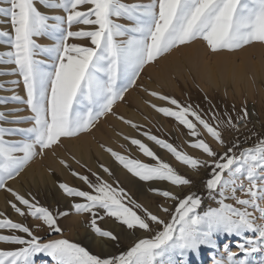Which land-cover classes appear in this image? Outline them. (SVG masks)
Instances as JSON below:
<instances>
[{"label": "snow or ice", "instance_id": "1", "mask_svg": "<svg viewBox=\"0 0 264 264\" xmlns=\"http://www.w3.org/2000/svg\"><path fill=\"white\" fill-rule=\"evenodd\" d=\"M37 4L62 9L65 15H46ZM0 5H4L0 6V24L10 23L12 30H0V44L10 48L0 53V63L15 65L11 74L22 78L26 99L14 94L11 100L27 105L31 113L11 121L28 123L29 127H0V189L11 194L13 199L6 204L20 217L16 222L0 211V230L10 233L0 234V243L17 246L0 249V264H36L35 258L41 254L50 257L51 264H191L190 254L199 256L202 247L218 248L216 238L220 234L239 237L236 247L242 256L224 245L226 258L214 259V264H264V138L243 148L234 143L223 155L202 138L203 130L223 146L226 142L221 128L238 130L239 122L247 119V111L242 110L243 115L236 120L230 116L220 120L214 113L206 119L198 106L144 89L167 106L146 103L183 125L192 137L190 147L210 158L202 160L150 131H141L142 126L118 116L113 108L137 84L144 66L172 49L197 40L214 53L254 43L264 45V0H0ZM74 25L90 27L73 30ZM42 36L53 43H37L35 38ZM108 114L189 169L209 167L205 188L217 206L201 212L202 197L195 192L182 195L179 190L147 183L168 182L180 189L192 182L140 138L125 135V141L154 163L103 144L100 147L133 177L146 182L149 191L163 198L162 203L155 207L138 203L103 163L98 165L99 171L89 167V174H83L72 169L68 160L60 159V165L87 190L67 183H60L59 188L67 197L80 199L71 207L77 214L91 217L89 226L97 237L105 238L102 243L120 239L112 230L98 225L105 217L133 234L143 230L147 238L137 237L119 255L102 256L66 238L37 235L46 226L49 235L63 237L59 218L67 213L40 204L30 193L22 194L7 182L35 156H43L48 150L55 154L61 138L88 132ZM2 120L4 113L0 112ZM6 135L21 138L8 140ZM120 147L129 151L124 144ZM76 164L86 167L79 160ZM229 200L233 203L226 202ZM29 218L38 223H27Z\"/></svg>", "mask_w": 264, "mask_h": 264}, {"label": "rangeland", "instance_id": "2", "mask_svg": "<svg viewBox=\"0 0 264 264\" xmlns=\"http://www.w3.org/2000/svg\"><path fill=\"white\" fill-rule=\"evenodd\" d=\"M123 2L134 3L136 0H123ZM143 2H147V0H143ZM37 7L42 13L46 15H65L62 9H50L39 4H37ZM118 22L126 25L131 23L127 20H120ZM88 27L90 26L74 25L73 30H76L77 28L87 29ZM0 30H6L11 33L12 30L10 23L0 24ZM35 39L37 43L45 46H50L53 43L51 39L43 36L36 37ZM71 42L86 43L85 41ZM9 50L10 48L7 45L0 44V53ZM251 50L264 52V45L254 43L237 50H222L214 53L207 48L205 42L197 40L185 46L172 49L163 56L158 57L154 62L144 66V68L141 70L140 76L137 79V84L132 88H129L124 94L123 99L118 100L113 105L114 111L118 116H123L125 119H129L142 126L141 131H150L158 138L165 139L167 142L173 143L174 146H176L179 150L187 152L189 155L195 156L199 159L208 160L210 158H208L205 154L190 147L189 141L192 140V137L188 135V130L183 125H180L172 117H165L162 114L157 113L149 106V104L146 103V101H151V103H154L158 106H167L165 102L150 97L144 89L146 88L149 91L155 90L164 95L174 97L182 104H191L194 107L198 106L200 113L206 119H208L211 114L214 113L220 120H227L229 116L233 120H236L238 117L243 115L242 110H246L248 113L247 119L241 120L239 122L238 130L229 129L227 127L221 128L223 139L226 142L223 146L214 141L210 136L207 135L206 132H203V130L202 138H204L206 142L210 144L213 150L220 155H223L227 148L231 147L234 143H239L241 148L251 146L259 138H264V83L256 82L250 75V92H244V90L238 92L229 85H217V87L204 86V83H202V81L197 78V76L187 67V65L183 68V73L181 75L168 72L167 78L169 79V82L163 83L160 78V73L163 71L166 61H169L170 59L172 60L173 56L174 58L177 56L182 57L193 51L194 53H205L207 57L214 55L226 57L238 64L240 63V59L242 57L241 54L245 51ZM255 55L256 54L252 53L250 57L253 62L256 61ZM38 58L43 59L44 57ZM14 68V64L0 63V112L4 113V120L0 121V127L25 128L29 127L30 124L11 123V121L15 118L27 117L31 115L30 111L27 109V105L11 100V97L14 94L26 99L22 78L18 74H11ZM12 81H18V83H12ZM17 108L22 109V111H12L13 109ZM129 112L134 113L136 117H130ZM125 135L140 138L143 142L152 147L165 162H168L171 166L177 169L180 174L184 175L192 182L188 186H181L180 189H176V186L169 185L168 182L147 183H154L155 186L164 189L171 188L174 191L179 190L181 191L182 195L195 192L202 197V205L201 208L198 209V211L201 212L207 210L209 207L217 206L215 202L209 198L207 189L205 188V182L208 178H210L209 167L205 166L195 171L189 169L187 166L176 161V159L166 150L159 148V146L147 141L145 137L140 136L136 130L132 129L129 125L124 124L121 120L117 119L116 116L108 114L96 121L95 126L92 127L88 132L81 133L74 138H61V143L54 148L55 154H53V151L48 150L43 156H35L23 168L18 176L7 182L8 187L13 188L22 194L30 193L31 196L35 197V199L40 202V204L48 206L54 210L67 213L66 216L59 218V224L63 229V237L56 233H51L49 235L46 226L43 231H37V235L43 236L46 239L66 238L71 242L79 243L92 254L108 256L101 254L100 250L94 247L92 240H95L96 238L105 240V238L97 237L92 232L89 226L91 217L87 213L77 214L71 207L73 202H80V199L67 197L59 188L60 183H67L69 186L79 187L83 190H87L86 185H83L82 182L73 177L70 171L65 169L62 165L61 168L64 169L65 175L63 172L59 173L55 169L54 164H59L60 166V159H66L71 164L72 169L83 174H89L87 169L92 167L89 164L77 159V157L71 151V148L75 143L83 142L87 139H89L91 142H95L101 151L108 156L110 159L109 162L115 163L126 173H128L127 170L119 165L109 153L105 152L100 147L101 144L111 147L113 150L118 151L121 154H130L133 158H139L142 162L154 163V161H151L150 158L144 157L135 146H131L129 142L125 141L123 139V136ZM20 138L21 137L19 135L5 136V139L8 140H17ZM121 144L126 145L129 151L126 152L124 149H122L120 147ZM76 160H79L80 163L84 164L86 167L81 168L76 164ZM94 161L97 165L103 163L98 159H95ZM103 164L108 166L110 170L113 171L109 163ZM38 174H43L44 179L32 181L34 180L33 177ZM128 174L132 176L130 173ZM132 178H134L135 183L140 187H145V192L138 193L134 191V194H132L130 191H128L124 182H119L118 178L117 181L138 203L146 204L144 202V198L149 201V204L146 205L153 207L163 202L162 197H159L155 193L149 191L146 182L140 181L137 177L132 176ZM141 196H143V198H141ZM12 199L13 197L10 193L0 189V211H4L10 219L18 222L20 217L11 210L10 206L6 204L7 200ZM226 202L233 203L230 200ZM27 223L34 225L38 222L32 218H29ZM98 225L104 229L112 230L114 234L118 236L119 233L115 232L113 229L114 225L119 227L121 233H125V231L131 232V230H128L126 226H122L118 222H114L113 219L107 217H105L102 222L98 221ZM136 232L143 234L138 236L139 238H147V234L144 233L143 230H136ZM0 234L10 233L8 230H0ZM20 235H25L26 237V234ZM239 239V237H229L223 242H219V246L222 247V250L216 254L214 259H219V257L226 258L223 248L224 245H228L233 252H237L239 254V249L236 247V242ZM134 240L131 242L123 241V243L120 244L118 243L120 239L118 241L106 242L112 243L116 249L112 255H119L122 252H126L128 248L132 246ZM15 247L17 246L0 243V249H12ZM209 253L210 250H206L203 254L201 262H199L197 259H194L192 260L191 264H214V259L209 256ZM239 255L242 256V254ZM35 260L36 264H51L50 257H47L43 254L36 257Z\"/></svg>", "mask_w": 264, "mask_h": 264}, {"label": "bare ground", "instance_id": "3", "mask_svg": "<svg viewBox=\"0 0 264 264\" xmlns=\"http://www.w3.org/2000/svg\"><path fill=\"white\" fill-rule=\"evenodd\" d=\"M252 53L256 54L255 62H253V60L250 58ZM241 55L242 57L240 59V63L238 64L226 57L218 55L207 57L205 53H194L193 51L182 57L177 56L174 58L173 56L172 60L170 59L169 61H166L163 71L160 73V78L163 83L169 82V79L167 78L168 72L181 75L183 73V68L187 65V67L197 76V78L201 80L202 83H204V86L217 87V85H229L238 92L242 90H244V92H250V75L256 82L264 83V52L251 50L245 51ZM129 116L132 118L136 117L132 112H129ZM71 151L77 157V159L89 164L94 170L97 171H99V168L94 161L95 159H98L103 163H109L116 174V177L119 179V182H124L126 188L132 194H134V191L138 193L145 192L144 186L140 187L135 183L132 176L120 169L115 163L109 162L110 159L108 156L101 151L95 142H91L89 139L83 142H77L73 145ZM54 167L59 173L63 172L65 175L64 169L61 168V165L59 166V164H54ZM101 174L105 177V179H107L106 174L102 172ZM43 177V174L35 175L33 177L34 180L32 181L44 179ZM141 198H143V196H141ZM144 202L149 204V201L145 198ZM113 229L115 232L119 233V244L123 243V241L131 242L136 237L143 235L139 232H135L133 234L129 231L121 233L119 227L116 225L113 226ZM226 238L228 239L229 237L223 234L218 235L216 238L218 248L202 247L199 256L190 254V261L192 262V260L197 259L199 262H201L203 254L206 250H210L209 256L214 259L216 254L222 250V247L219 246V242H223ZM92 241L94 243V247L100 250L101 254L112 255L116 250L114 245L110 242L102 243V239L99 238H96Z\"/></svg>", "mask_w": 264, "mask_h": 264}]
</instances>
